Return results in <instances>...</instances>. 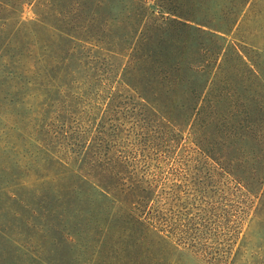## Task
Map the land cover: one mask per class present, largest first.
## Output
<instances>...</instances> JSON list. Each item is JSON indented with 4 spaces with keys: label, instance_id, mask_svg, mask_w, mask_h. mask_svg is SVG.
<instances>
[{
    "label": "rangeland",
    "instance_id": "1",
    "mask_svg": "<svg viewBox=\"0 0 264 264\" xmlns=\"http://www.w3.org/2000/svg\"><path fill=\"white\" fill-rule=\"evenodd\" d=\"M162 5L223 28L210 37L188 35L185 39L190 50H206L210 57L222 46L218 58L222 85L235 89L241 103L250 104L258 90L250 70H258L264 84V0H0V229L27 245L28 254L23 259L29 261L25 264H122L118 253H112L111 258L94 247L83 249L80 245L65 251L58 244V252L51 255L47 229L39 231L38 226H30V236H19L12 227L14 207L4 193L21 190L24 199L41 195L47 183L69 176L79 165L75 154L57 152V142L51 149L61 161L39 144L44 125L56 120L59 100L70 91L76 93V99L66 97L64 108L69 106L70 114L64 120L68 129L87 132L82 143L87 139L88 145L97 129L109 131L115 156L147 163V179L175 184L179 197L166 205L173 207L181 224L212 229L204 239L210 246V258L191 247L190 241L179 244L172 238L165 249L167 264H264V208L260 198L239 190L215 162L200 154L193 141L192 123L182 121L190 117L184 87L159 83L151 77L149 70L159 65L157 55L148 54L149 58L138 62L143 74H125L130 47L144 23L148 24L141 46L144 51L148 47L149 52L161 50L174 38L171 29L160 36V31L150 27L156 20L172 17ZM71 10L74 14H69ZM68 15L77 18L78 25L87 28L94 40L60 37L53 26ZM228 18L236 22L221 24ZM71 47L91 51L96 59L93 68L80 69L81 80L76 78L81 84L67 94L49 95L46 80ZM238 52L243 60L237 57ZM85 79L90 83L83 84ZM26 80L29 83L21 88ZM211 90L203 99L204 113L229 116L232 111L228 105L213 104ZM261 91L264 96V85ZM173 124L180 128L173 131ZM211 257L216 260L212 262Z\"/></svg>",
    "mask_w": 264,
    "mask_h": 264
},
{
    "label": "trees",
    "instance_id": "2",
    "mask_svg": "<svg viewBox=\"0 0 264 264\" xmlns=\"http://www.w3.org/2000/svg\"><path fill=\"white\" fill-rule=\"evenodd\" d=\"M161 7L172 17L156 20L150 27L160 31V36H163L167 29H171L174 38L169 46H164L161 50L157 48L150 53L151 47H148V51H144L141 46L147 38L144 31L148 30V24L144 23L140 36L130 47L131 53L125 74L133 77L143 74L144 70L137 65L138 62L145 57L149 58L148 54L154 57L157 55L159 65L152 67L149 73L159 83L184 87V92L189 96L187 110L190 117L186 116L182 121L187 119L192 123L193 141L200 154L215 162L232 178L239 190H243L246 195L260 198V205L264 208L262 74L256 69L250 70L258 90L254 91L250 104L241 103L240 95L236 94L235 89L222 85L223 70L218 58L223 47L218 46L219 50L213 52L217 59L215 61L206 50H190L188 40L185 39L188 35H197L198 39L200 36L210 37L216 35V32H221L223 28L216 26L211 20H199L178 8L168 9L164 5ZM69 14L74 12L71 10ZM78 21L75 17L63 16V19L55 21L53 27L56 33L66 40L72 41V38L76 37L89 40L88 42L93 41V35L87 28L78 25ZM235 22L236 20L233 22L229 18L221 20L223 25ZM15 29L19 32L20 25ZM82 34L87 37H82ZM98 41L101 42L99 39ZM237 57L243 60L239 52ZM70 61L73 63L71 66ZM95 61L91 51L86 52L76 47L68 49L66 57L56 63V67L51 70V76L46 80L44 86L47 94H67L74 85L81 84L76 78L81 80L78 74L80 69L92 70V63ZM62 75L65 76L63 80ZM28 83L26 80V84H22L21 88ZM82 83L90 82L85 79ZM76 88L80 90V87ZM209 88H212L210 96H213V104L219 107L228 105L232 111L229 116L204 113L203 99ZM63 97L64 100H59L56 120L52 124L44 125L46 130L39 144L61 161L62 157L51 149V144L57 142V152L67 151L66 154H75L79 165L76 171L72 169L69 176L47 183L41 195L34 194L32 198L24 199L21 190L4 193L5 200L14 207L11 221L16 234L30 236V226H38L39 231L45 228L51 233V255L58 252V244L63 245L65 251L80 245L83 249L94 247L96 252H105L111 258L112 253H118L122 264H167L165 249L168 246L167 241L172 238H177L179 244L190 241L191 247L210 258V246L204 239L207 234L212 233V229L204 230L206 227L202 224L200 226L202 225L203 229L198 226L188 228L178 221L173 207L166 205L168 201L179 197L175 184L168 180L159 183L154 179H147V163L135 159L126 160L122 155L115 156L112 149V133L107 130H95L91 134L89 144L85 145L87 139L82 143L81 139L87 132L77 128L68 129L69 126L64 120L70 114V107L64 108L65 99H76V93L70 91ZM61 106L65 110L61 109ZM178 126L180 125L173 124V131H177L180 128ZM209 140L213 142L210 143ZM24 188L21 186L20 189ZM261 215L264 217V213ZM4 232V229H0V264H25L29 261L23 259L28 254L27 245L11 239L3 234ZM113 258L116 259L115 256ZM211 258L212 262L216 260Z\"/></svg>",
    "mask_w": 264,
    "mask_h": 264
}]
</instances>
